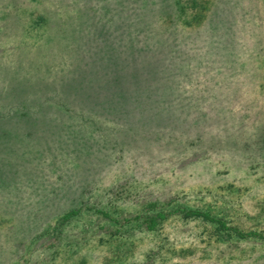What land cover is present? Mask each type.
Returning a JSON list of instances; mask_svg holds the SVG:
<instances>
[{"label": "rangeland", "instance_id": "1", "mask_svg": "<svg viewBox=\"0 0 264 264\" xmlns=\"http://www.w3.org/2000/svg\"><path fill=\"white\" fill-rule=\"evenodd\" d=\"M0 264H264V0H0Z\"/></svg>", "mask_w": 264, "mask_h": 264}, {"label": "trees", "instance_id": "2", "mask_svg": "<svg viewBox=\"0 0 264 264\" xmlns=\"http://www.w3.org/2000/svg\"><path fill=\"white\" fill-rule=\"evenodd\" d=\"M70 214L72 213H69L67 216L69 217ZM188 215H192V216H195V217H201L205 220H208L212 223H217L219 224V226L221 228H223L224 230H231L233 231L236 235H238L239 237H255V236H258V234L256 233H244L243 231H241L240 229H235V228H229L227 227V224L225 223V221L223 219H220V218H216L214 217L210 212H202V211H197V210H194V211H190L187 213ZM159 219H164L165 216L164 215H159L158 216ZM157 218L154 217V218H151L149 221H150V228H154L153 226H155V224L157 223Z\"/></svg>", "mask_w": 264, "mask_h": 264}]
</instances>
